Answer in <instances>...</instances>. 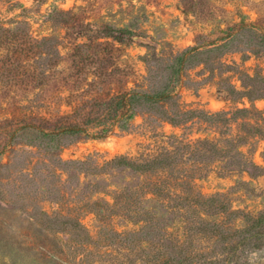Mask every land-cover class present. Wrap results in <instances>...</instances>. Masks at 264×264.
Here are the masks:
<instances>
[{
  "label": "rangeland",
  "instance_id": "374dc122",
  "mask_svg": "<svg viewBox=\"0 0 264 264\" xmlns=\"http://www.w3.org/2000/svg\"><path fill=\"white\" fill-rule=\"evenodd\" d=\"M263 211L264 0H0V264H264Z\"/></svg>",
  "mask_w": 264,
  "mask_h": 264
},
{
  "label": "trees",
  "instance_id": "16d2710c",
  "mask_svg": "<svg viewBox=\"0 0 264 264\" xmlns=\"http://www.w3.org/2000/svg\"><path fill=\"white\" fill-rule=\"evenodd\" d=\"M137 97H138L137 94H131L128 96L122 95L110 101H107L105 105L107 109H109L112 105H116V107H119V105H121L122 109L127 110L129 109V107H131V104L133 103L134 99ZM113 164L115 165L125 164V166L134 165L132 161L127 160L124 157H117V159L113 161ZM148 164H149L148 161H146L145 163L146 167L141 168V170L143 171L149 170L147 167ZM201 221L207 224L210 223L213 231H216L217 229L221 228L220 222L218 220H213V222H209V220L205 221V219H202ZM231 230L232 231L230 235L238 238L237 241L234 243L235 245L240 244L243 247L246 246L253 250L260 249V247L264 244V211L257 215H248L247 217H245L242 227L240 228L234 227ZM128 231L134 232L136 230H128ZM120 233L122 235L127 233V231ZM183 238H185V235L183 233H177V235L174 236V241L176 245H178L180 242H183ZM234 249L235 248H233V250ZM149 262H151V264H155L156 258H154L152 261L149 260Z\"/></svg>",
  "mask_w": 264,
  "mask_h": 264
}]
</instances>
